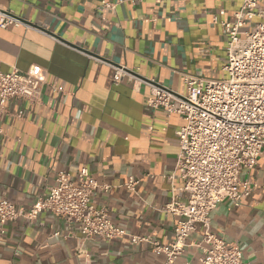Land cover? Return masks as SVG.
I'll use <instances>...</instances> for the list:
<instances>
[{
	"label": "crops",
	"instance_id": "0c3cea01",
	"mask_svg": "<svg viewBox=\"0 0 264 264\" xmlns=\"http://www.w3.org/2000/svg\"><path fill=\"white\" fill-rule=\"evenodd\" d=\"M101 1L0 0L1 11L23 22L0 29V70L45 71L37 98L0 105V200L29 209L60 171L77 179L87 167L111 186L92 203L126 234L86 239L77 225L42 212L32 223H0V264H162L153 244L132 239H174L179 217L164 206L181 185L168 176L184 121L148 109L143 81L183 94L188 75L226 78L228 36L213 16L225 9L221 18H232L243 0H110L117 5L103 13ZM120 66L130 73L116 82ZM253 176L240 206L227 199L212 212V230L236 243L248 263L264 264V148ZM131 177L140 179L135 191L125 186ZM202 237L198 226L176 264H198Z\"/></svg>",
	"mask_w": 264,
	"mask_h": 264
},
{
	"label": "built area",
	"instance_id": "2783aa9c",
	"mask_svg": "<svg viewBox=\"0 0 264 264\" xmlns=\"http://www.w3.org/2000/svg\"><path fill=\"white\" fill-rule=\"evenodd\" d=\"M116 5L102 0L97 8L103 13ZM224 14L225 9H221L213 16V23L220 25L228 36L223 68L226 78L204 80L188 75L187 92L183 94L155 81H143L151 90L146 99L148 109L163 110L169 116L177 114L184 121L176 131L180 146L176 168L168 176L181 185L173 188L171 200L164 206L167 212L179 217L174 239L169 244L148 236L132 239L134 244H153L155 252L165 255L162 264H176L198 226L203 229V237L197 243L203 252L198 264H250L236 243L213 232L211 215L227 199L240 206L256 185L253 172L264 148V0H243L232 18L223 20ZM22 23L0 10V29ZM128 73L124 66L115 67V81ZM44 75L45 71L37 65H31L27 72L0 70V105L10 99L37 98ZM139 183L140 179L131 177L125 186L135 191ZM110 189V185L93 179L87 167L81 168L77 179L63 170L57 174L55 184L29 209L7 199L0 200V223L19 218L32 223L42 212H50L77 225L86 239L111 241L126 232L110 219L106 208L92 203L97 190ZM176 190L182 195L176 194Z\"/></svg>",
	"mask_w": 264,
	"mask_h": 264
}]
</instances>
